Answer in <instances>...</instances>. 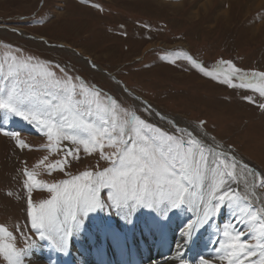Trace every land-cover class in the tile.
<instances>
[{
  "label": "rangeland",
  "instance_id": "obj_1",
  "mask_svg": "<svg viewBox=\"0 0 264 264\" xmlns=\"http://www.w3.org/2000/svg\"><path fill=\"white\" fill-rule=\"evenodd\" d=\"M252 2L0 0V64L5 66L0 71V87L15 83L4 79L13 56H31L41 64H50L58 76L63 75L55 67L60 65L68 75L79 77L99 91L102 102L109 97L115 99L121 110L135 111L141 119L169 134L179 136L178 128L193 131L206 146L209 162L213 157L207 148L230 151L255 172L264 173V109L259 107L264 97L251 90L229 87L194 69L186 59L176 58L178 52H184L208 69H215L220 60H225L245 72H264V1L259 7ZM129 91L156 111H145L148 106ZM246 96L252 101L244 99ZM16 119L19 124L15 129L0 131V225L13 234L16 248L24 249L40 240L37 233L30 235L29 198L38 204L52 196L46 188H33L29 193L24 186L25 171H35L37 179L52 184L85 170H102L111 161L101 159L99 148L87 154L81 146L78 159L69 156L63 171L57 168L49 174L45 165L62 160L64 152L47 147L46 129L19 116ZM6 132L18 133V139L29 147H19L17 138ZM63 145L75 147L70 141H62L61 148ZM113 151L114 148H104L106 154ZM241 164L238 166L243 167ZM237 176L235 169L234 178L228 181L230 195H247L241 207L250 204L251 211L264 217L255 198L264 193V187L248 173L253 179H249L247 189L242 188ZM195 191L199 193L200 189ZM102 195L107 199L106 190H102ZM200 202L197 194L190 206ZM225 209V224L231 225L234 232L243 233L240 241L253 252L241 259L245 264H262L264 255L258 245L264 244V237L259 231H252L246 216L243 222L235 219L237 210L225 203L218 214L212 215L213 223ZM139 210L149 212L147 208ZM99 211L82 216L83 222L89 223L93 214L100 216L114 210ZM0 239L7 240L3 234ZM193 255L192 259L197 257L195 252ZM211 258H207L209 264H228L223 250L219 258ZM0 264H7L2 255Z\"/></svg>",
  "mask_w": 264,
  "mask_h": 264
},
{
  "label": "snow or ice",
  "instance_id": "obj_2",
  "mask_svg": "<svg viewBox=\"0 0 264 264\" xmlns=\"http://www.w3.org/2000/svg\"><path fill=\"white\" fill-rule=\"evenodd\" d=\"M176 58L186 59L194 69L229 87L251 90L264 97V72H245L225 60H220L215 69H208L184 52H178ZM55 67L62 76H58L50 64H41L31 56H13L4 79L15 83L11 87H0V108L37 124L41 130L46 129L47 147L64 152L62 160L45 165L49 174L57 168L63 171L69 156L78 159L81 146L87 154L99 148L101 159L110 160L111 165L97 171L85 170L52 184L37 179L35 171H25L24 186L29 193L33 188H46L52 193L50 199L38 204H33L30 198L28 201L31 229L40 239L47 238L58 250L64 251L68 238L82 229V216L108 209L116 210L126 219L129 213L142 207L166 217L169 212L190 205L197 194L203 216L188 221L182 230L185 237L206 224L213 214H218L225 203L237 210L235 219L243 222L246 216L252 231H259L264 237V217L251 211L250 204L241 207L247 195H230L232 189L228 181L234 178L238 167L234 155L207 148L213 157L209 162L205 156L206 146L193 131L178 128L179 136L169 134L141 119L135 111L121 110L115 99L109 97L102 102L99 91L79 77L68 75L60 65ZM4 68L0 64V71ZM244 99L252 101L250 96ZM259 107L264 109V103ZM149 110L150 106L145 109ZM203 123L201 121V125ZM5 134L16 137L19 147H29L18 139V133ZM62 141H70L75 147L63 145L61 148ZM106 146L115 151L106 154ZM248 173L264 187V173L252 169H248ZM196 189H200L199 193ZM102 190L107 191V199L103 198ZM0 234L7 238L0 239V255L7 264H23L22 257L35 241L24 249H17L15 237L3 225H0ZM242 235L234 232L231 225L224 226L223 236L227 241L221 242L217 253L223 250L229 258L228 264H245L241 257L253 255L249 246L240 241ZM258 246L264 255V244ZM201 264H209V261L202 257Z\"/></svg>",
  "mask_w": 264,
  "mask_h": 264
},
{
  "label": "bare ground",
  "instance_id": "obj_3",
  "mask_svg": "<svg viewBox=\"0 0 264 264\" xmlns=\"http://www.w3.org/2000/svg\"><path fill=\"white\" fill-rule=\"evenodd\" d=\"M252 1L251 5L259 7L264 0ZM130 93L134 95L131 91ZM18 122L16 115L0 108V129L12 130L18 126ZM227 152L235 156L233 152ZM242 163L239 164L247 165L243 161ZM242 168L244 167L236 168V175L239 186L246 188L249 179H253L246 171L253 168L249 165L246 171ZM255 198L258 206L264 209V193L255 195ZM140 213L138 207L125 219L116 210L102 212L100 216H93V222L84 223L78 233L68 238L64 251L53 248L49 241H39L22 257L23 264H100L102 258L118 262L122 252L130 253L135 264H181V260L183 264H192L201 255L205 259L219 258L217 249L220 240H217L216 228H212L209 222L194 229L189 237L182 234L189 220L194 221L203 216L201 202L195 207L186 205L173 210L166 217L158 216L152 211L143 215ZM35 234V230L31 229L30 235ZM193 252L197 255L194 259Z\"/></svg>",
  "mask_w": 264,
  "mask_h": 264
}]
</instances>
